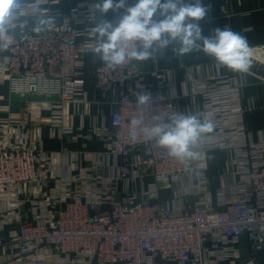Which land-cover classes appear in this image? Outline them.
Masks as SVG:
<instances>
[{"label": "built area", "instance_id": "obj_1", "mask_svg": "<svg viewBox=\"0 0 264 264\" xmlns=\"http://www.w3.org/2000/svg\"><path fill=\"white\" fill-rule=\"evenodd\" d=\"M7 34H0V50L8 44L0 77L11 95L27 99L28 116L46 109L54 123L56 106L86 101L88 81L103 99L118 94L110 101L111 164L57 166L55 151L0 116V264H257L264 253V136L253 140L247 132L239 76L195 82L196 114L215 128L194 150H228L233 165L211 191L197 157L185 164L142 136L130 140L136 93H151L150 114L179 112L171 97L140 88L136 61L115 70L85 65L96 42L78 40L69 15L39 33L30 27L14 42ZM251 52L248 73L264 81V46ZM63 130L73 135L71 126ZM172 186L170 199H157L161 187ZM243 235L246 258L236 247Z\"/></svg>", "mask_w": 264, "mask_h": 264}, {"label": "crops", "instance_id": "obj_2", "mask_svg": "<svg viewBox=\"0 0 264 264\" xmlns=\"http://www.w3.org/2000/svg\"><path fill=\"white\" fill-rule=\"evenodd\" d=\"M25 3L20 18L14 22L13 28L7 32L10 41L22 31L34 27L38 17L52 16L56 20L62 15H69L73 29L82 34L78 40L96 42L92 31L99 13L94 5L98 0H20ZM135 0H128L129 4ZM210 11L207 17L200 22L205 36L211 35L217 27H230L232 30L247 37L250 47L264 46V0H203ZM117 13L109 11L106 19L115 20ZM6 50H0V60L5 57ZM85 65L103 63L93 53L83 57ZM143 77L142 88L148 87L152 94L171 97L179 112L198 113L201 98L195 92V82L203 80L214 81L236 75L242 81V101L246 108L244 123L247 132L253 140L264 136V81L253 74H237L226 68H217L215 61L200 51H193L182 57H177L171 49L163 53L157 52L155 59L136 61ZM86 101L79 99L62 104L54 108L60 118L55 122L48 121L50 111L42 109L40 118L28 116L31 105L27 99L11 95L8 89L7 78L0 77V116H9L19 122L22 131L29 133L30 137L39 139L43 146L48 144L50 151L56 152L57 166L65 164H81L90 166L93 161L107 164L113 163L110 154L107 132L109 130L110 101L117 97V92L109 93V99H103L100 91L93 88L88 81L84 86ZM32 101L38 97L30 98ZM57 117V115H55ZM73 128V135L69 136L63 126ZM63 131V132H62ZM104 154H106L104 156ZM197 159L206 166L208 188L211 191L220 184L221 176L233 170L231 152L224 149H208L197 156ZM76 170H73L75 172ZM47 185H51L48 182ZM47 191L46 185L42 186ZM175 186L159 189L157 199L165 201L172 197ZM156 199V200H157ZM27 209V206L25 207ZM5 231V230H4ZM3 231V234L6 233ZM236 247L243 258L249 256L250 244L243 235L236 243ZM257 264H264V253L260 255Z\"/></svg>", "mask_w": 264, "mask_h": 264}, {"label": "clouds", "instance_id": "obj_3", "mask_svg": "<svg viewBox=\"0 0 264 264\" xmlns=\"http://www.w3.org/2000/svg\"><path fill=\"white\" fill-rule=\"evenodd\" d=\"M24 5L20 0H0V34L9 32ZM99 13L92 31L96 36L92 53L111 70L133 61L155 59L157 52L171 49L182 57L200 51L211 57L217 68L246 74L252 66V52L247 37L228 26L215 28L205 36L200 22L210 9L203 0H98ZM109 11L118 13L115 20L106 19ZM52 16L38 17L33 31L39 33L54 24ZM7 49L8 44L3 45ZM133 110L139 113L129 125V138L143 137L163 149L169 157L187 164L197 157L194 150L205 134L215 128L211 118L200 114L158 111L150 114L154 103L151 93H136Z\"/></svg>", "mask_w": 264, "mask_h": 264}, {"label": "trees", "instance_id": "obj_4", "mask_svg": "<svg viewBox=\"0 0 264 264\" xmlns=\"http://www.w3.org/2000/svg\"><path fill=\"white\" fill-rule=\"evenodd\" d=\"M45 147H46V148H48V147H49V145H48V144H45Z\"/></svg>", "mask_w": 264, "mask_h": 264}]
</instances>
